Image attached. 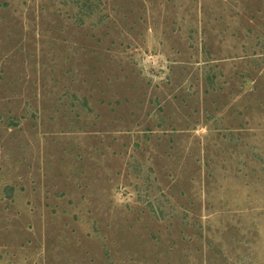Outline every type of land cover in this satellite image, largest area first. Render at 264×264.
<instances>
[{
    "label": "rangeland",
    "instance_id": "1",
    "mask_svg": "<svg viewBox=\"0 0 264 264\" xmlns=\"http://www.w3.org/2000/svg\"><path fill=\"white\" fill-rule=\"evenodd\" d=\"M0 264H264V0H0Z\"/></svg>",
    "mask_w": 264,
    "mask_h": 264
}]
</instances>
